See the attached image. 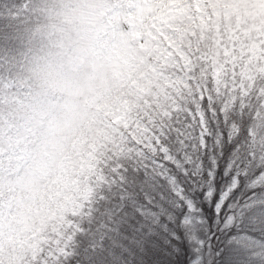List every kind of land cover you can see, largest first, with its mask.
<instances>
[{
  "label": "trees",
  "instance_id": "trees-1",
  "mask_svg": "<svg viewBox=\"0 0 264 264\" xmlns=\"http://www.w3.org/2000/svg\"><path fill=\"white\" fill-rule=\"evenodd\" d=\"M26 1L0 0V10L4 8V16H0V91L4 90L3 85L8 80L10 86L14 85L10 90L13 97L24 91L15 73L28 51L17 39L22 38L24 26L14 15ZM203 1L209 11L208 19L188 23L183 15L175 18V35L170 42L161 44L156 63L147 61L159 72L161 84L165 86L163 92L158 94L155 84L150 85L152 95L148 94L143 108L132 109L123 116L126 124L120 118L114 121L115 109L102 118L96 113L84 117L87 123L79 131L84 133L82 146L74 147L70 150L71 156L64 154L63 157L69 164L68 171L75 174L76 182L62 188L61 195L54 201H48L54 216L49 221L51 228L47 232L40 231L45 239L39 240L45 260L29 264H49L54 259L51 264H131V261L136 264H190L193 254L187 239L183 242H178L175 237L168 240L171 232L182 234L181 224L190 211L189 200L197 202L200 216L208 224L216 220L215 237H225L223 243L221 239L220 243L217 242L218 248L223 244L226 253L234 251V242L228 244L234 225L240 223L238 228L242 229L250 225L247 212L237 211V208L245 209V204L256 199L264 200V183L252 186L245 180L240 181L228 203L218 209L220 192L222 185L225 189L226 182L229 183L234 174L226 178L224 174L228 168L246 169L255 159L256 148L260 149L261 155L264 153V127L260 129L259 125H254L259 113L260 116L261 112L264 113V96L256 104L255 112L249 109L238 111L236 108L240 106L233 104L235 101L230 98L232 86L225 82V71L218 70L216 62L208 60V55H201V48L204 41L211 44L212 39L217 45L227 47L233 42L240 46L254 40L259 33L246 41L236 36L242 29L235 30L244 27L246 18L251 17L248 6L241 11L245 15L244 21L238 24L236 20L227 21V31L217 33L222 36L220 41L216 40L214 31L219 23H215L211 12L226 17L245 2ZM258 15L264 19V7ZM221 24L224 25L222 21ZM261 40L264 41V37ZM169 60H175L179 65L172 68L175 75L158 70L159 65L167 67ZM197 64L199 67L194 66ZM204 66L207 70L198 76ZM152 71L150 69L149 73ZM261 87L262 83L256 80L253 94H248L253 103ZM242 88L240 83L238 89L245 96ZM91 121L95 122L90 127ZM1 128L3 120L0 118ZM14 132L12 126L9 137ZM255 133L257 141L263 138L257 145L254 144ZM188 137L191 138L190 146L197 144L187 165L189 172L183 165L178 167L173 160V157L183 160L185 153L192 152L191 147L178 152ZM1 151L4 150L0 148ZM14 157L13 161L18 160L16 155ZM254 168L255 164H252L249 170L254 171ZM263 168L255 172L260 173ZM245 176L249 182L253 177L252 174ZM210 181L215 187L212 196L207 194L211 187L206 188ZM178 186L186 197H181L180 191L174 189ZM230 216H235L236 222L231 227L223 224L220 231L221 221ZM144 220L146 226L141 224ZM263 220L257 216L254 224L259 238L264 237ZM112 221L118 222L109 230ZM114 239L117 243L113 242ZM141 239H147L144 245ZM210 242L217 245L214 240ZM47 249L50 250L46 253ZM59 249L64 253L67 249L70 254L58 257ZM217 256L218 253L213 252L212 260L206 259L205 262L221 264ZM226 258L228 264H239L229 259L228 254ZM241 263L248 264V261L245 259Z\"/></svg>",
  "mask_w": 264,
  "mask_h": 264
},
{
  "label": "rangeland",
  "instance_id": "rangeland-1",
  "mask_svg": "<svg viewBox=\"0 0 264 264\" xmlns=\"http://www.w3.org/2000/svg\"><path fill=\"white\" fill-rule=\"evenodd\" d=\"M245 7H250V16L248 17V25L237 28L243 29L241 32L242 39L244 41L254 37L260 32L264 33V19L259 17V13L264 7V0H244ZM114 5L123 13V8H127L126 21L122 24H119V29L121 30V35L123 33H128L131 31L132 37L135 39V48L132 43L128 40L122 42V48L124 52V65L127 69L126 74L121 80L122 92L119 96L111 99L102 100L96 105L95 113L98 117L102 118L103 116H108L109 111L115 109L113 113L114 121L124 120L125 124L127 123L126 117H123L128 114L132 109H141L144 106L145 100L148 97V94L152 95L150 85L155 84L158 94L164 91L165 86L161 84L162 79L159 72H156L155 65H151L147 62L158 61V55L160 54L159 49L163 41L169 42V31L171 28L170 22L163 21L165 16H168L169 13H176L179 10H183V15L191 13L193 10L194 4H188L181 8L178 0H113ZM1 5V3H0ZM28 6V7H27ZM123 6V8L121 7ZM130 6H135L130 7ZM241 8V7H240ZM240 8L237 9L240 12ZM45 10V0H27L22 7L19 8V12H16L14 15L17 19L22 20L24 30L22 35L18 38L19 43L28 51L30 47L37 44L40 39L38 35L37 25L40 24ZM207 7L204 3L194 5V12L198 13L197 18L205 22L208 16ZM212 16L215 17V23L217 27L214 31V38L216 34V40L220 41L221 36L217 33L222 34L226 30L228 25L227 21L235 20L228 15L216 16L215 13L211 12ZM257 14V15H256ZM175 15V14H173ZM256 15V16H255ZM0 16H4V8L0 10ZM221 21L224 25L221 24ZM237 22V21H236ZM238 24V22H237ZM170 27V28H168ZM239 32V33H240ZM225 34V32H224ZM237 36V35H236ZM240 36V35H239ZM262 34H258L257 37L249 43L243 45H236L231 43L230 46L225 47L222 45H217L212 39L211 45L213 46L214 51L211 55H208V60L216 62L219 69L225 71L223 76L227 85L232 86L230 92V98L234 99L233 104H237L239 108H236L238 111L242 112L245 110H250V112H255V106L261 98L264 96V41L261 40ZM215 40V39H214ZM136 48L143 50L145 55L138 56L135 55ZM27 53L24 54L26 57ZM2 59H0V62ZM147 62V64H146ZM220 62V63H219ZM221 65V66H220ZM152 73H149V70L152 69ZM2 65H0V68ZM228 72V73H227ZM149 73V74H148ZM219 75V73H218ZM258 82L262 85L258 97L255 98L253 103L248 94H253L252 88L254 82ZM240 83L243 86L245 96L240 94ZM4 90L0 91V118L3 120V128L0 130V148L3 150V145L6 140H11L10 130L12 129V117L5 115V106L13 101V96L10 95V90L14 85L10 86L9 81L5 82ZM18 95V94H16ZM156 105H159L158 102H155ZM264 110V109H263ZM261 110V111H263ZM93 114V113H92ZM89 114V115H92ZM88 117V115H86ZM107 118H104L106 120ZM6 120L8 123H6ZM95 121H91L89 126H93ZM254 125H259L261 129L264 127V113L261 116L259 113V118L256 119ZM128 126V125H127ZM84 139V133L79 132L77 134L76 140H73L71 144V149L74 147L80 148ZM261 138L260 140H262ZM191 140L188 137V141L181 145L180 151L186 150L191 147L192 152L190 154L185 153L183 160L173 157L176 165L179 167L183 165L185 171L189 172L190 169L187 165L190 163L191 155L193 150L197 147L196 143H193L190 146L189 141ZM259 140V141H260ZM255 145L257 141V133L254 134ZM58 150L61 152L60 158L54 162L52 168V174L46 184L42 189L36 188L35 186H29L24 189H21L16 184L11 182L5 183L4 177V165L9 163V160L13 161L15 159L14 155L6 160L8 153L1 151L0 153V264H20L29 258L24 264H29L31 261H40L45 260L44 254L41 252V246L39 244L40 239H45L40 235V231L47 232L51 225L49 224L50 218L54 216L51 208L48 206V201H54L61 195L62 188L66 189L72 186L76 182L75 174L68 171V163L64 162V154L71 156L70 151L64 152L62 145L58 146ZM254 151L252 150L251 154L253 155ZM18 160L21 158L16 156ZM264 153L261 155L260 149H255V159L251 161L250 166L255 164L254 171L249 170L248 168H239L234 169V166L228 168L224 176L227 178L230 177L229 183L226 182L227 187L224 189L222 185L220 202L218 209L226 205L231 195L237 190L240 186V181L245 180L246 183H251L252 186L264 183ZM240 166V165H238ZM188 168V169H187ZM263 168V171L257 173L255 171ZM8 172L10 174H15L13 168L9 166ZM91 171L90 173H93ZM252 174L250 182L247 180L245 175ZM213 181L208 182V186L211 189L207 192L212 196L215 190V187H212ZM206 183H204L205 185ZM171 186V184H170ZM172 188V186H171ZM177 192L180 191V187L174 188ZM22 191H25V194H22ZM181 197H186L183 193V190L180 191ZM246 202V201H244ZM190 206V211L187 217L184 218L183 223L181 224V229L183 230L182 234L177 233L176 231L171 232V238L175 237L178 239V242H183L186 238L193 254V258L190 264H207L206 259L212 260L213 250L212 248H218L219 245L217 242L223 243L222 240L225 237H215L216 230V220L212 224H208L200 216L201 209H198L197 202L188 201ZM247 206V207H246ZM245 209L237 208V211L244 210L247 212L249 217L250 225L245 226V229L238 228V225H234L236 222L235 216H230L229 219L225 220L222 223L220 231L223 230V224L226 226H233V232L230 234V241L234 242V251L227 252L228 258L242 264L241 261H248V264H264V237L259 238L260 235H256L259 232L256 227L255 222L257 216L259 219H264V200L256 199L253 202H250L248 205L245 204ZM236 211V212H237ZM140 212V211H139ZM141 213V212H140ZM143 213V212H142ZM244 214V212H243ZM242 217L244 219V216ZM123 220L121 219L120 222ZM148 221V220H147ZM118 221H112L110 224L109 230L113 227V224ZM264 222V220H263ZM143 226H146L147 222L144 220L141 223ZM148 226H151L150 223ZM108 234L112 233L108 231ZM147 239H141L140 242L145 243ZM214 240L217 244L210 242ZM172 241V240H171ZM114 243L117 241L114 239ZM228 248V245H227ZM221 250L225 249V246L221 244ZM47 249L46 253L48 252ZM64 252H61V249L58 250L57 256H63L65 254H70V251L64 249ZM228 251V250H227ZM167 255L168 253H164ZM241 256V257H240ZM238 259V260H236ZM54 260L48 262L51 264ZM147 261H150L149 259ZM131 264H136L131 261ZM237 264V263H235Z\"/></svg>",
  "mask_w": 264,
  "mask_h": 264
},
{
  "label": "clouds",
  "instance_id": "clouds-1",
  "mask_svg": "<svg viewBox=\"0 0 264 264\" xmlns=\"http://www.w3.org/2000/svg\"><path fill=\"white\" fill-rule=\"evenodd\" d=\"M126 13L127 8L121 13L113 0H45L37 25L40 39L28 49L15 73L24 91L5 106L15 128L3 145L6 160L13 154L21 157L5 163V183L21 189L44 188L60 158L58 146L65 153L70 151L74 136L87 123L84 117L95 113L102 100L121 94L127 72L122 42L128 40L134 48L136 44L131 31L121 35L119 29ZM213 51L204 41L201 55ZM134 54L145 55L138 48ZM173 67L179 65L169 60L167 67L159 65L158 70L175 75ZM206 70L207 66L201 67L197 75ZM9 166L15 174L8 172Z\"/></svg>",
  "mask_w": 264,
  "mask_h": 264
},
{
  "label": "snow or ice",
  "instance_id": "snow-or-ice-1",
  "mask_svg": "<svg viewBox=\"0 0 264 264\" xmlns=\"http://www.w3.org/2000/svg\"><path fill=\"white\" fill-rule=\"evenodd\" d=\"M221 213H223V208L220 209ZM230 211H234V210H230ZM225 221L222 220L221 223H224ZM214 252L218 253L217 259L221 261V264H228L227 261V253L226 250H221L220 248L214 249Z\"/></svg>",
  "mask_w": 264,
  "mask_h": 264
}]
</instances>
